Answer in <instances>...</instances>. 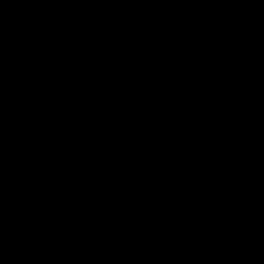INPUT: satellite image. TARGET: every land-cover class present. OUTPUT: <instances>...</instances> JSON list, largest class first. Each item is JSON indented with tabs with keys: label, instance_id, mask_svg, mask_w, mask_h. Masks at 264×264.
<instances>
[{
	"label": "water",
	"instance_id": "1",
	"mask_svg": "<svg viewBox=\"0 0 264 264\" xmlns=\"http://www.w3.org/2000/svg\"><path fill=\"white\" fill-rule=\"evenodd\" d=\"M0 264H264V0H0Z\"/></svg>",
	"mask_w": 264,
	"mask_h": 264
}]
</instances>
